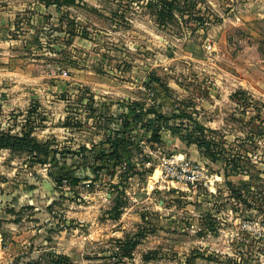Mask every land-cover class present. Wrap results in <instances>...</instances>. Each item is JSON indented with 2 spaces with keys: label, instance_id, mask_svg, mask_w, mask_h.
Wrapping results in <instances>:
<instances>
[{
  "label": "rangeland",
  "instance_id": "1",
  "mask_svg": "<svg viewBox=\"0 0 264 264\" xmlns=\"http://www.w3.org/2000/svg\"><path fill=\"white\" fill-rule=\"evenodd\" d=\"M175 1L0 0V138L38 145H0V264H264V0ZM130 102L198 122L218 159L164 132L91 173Z\"/></svg>",
  "mask_w": 264,
  "mask_h": 264
},
{
  "label": "trees",
  "instance_id": "2",
  "mask_svg": "<svg viewBox=\"0 0 264 264\" xmlns=\"http://www.w3.org/2000/svg\"><path fill=\"white\" fill-rule=\"evenodd\" d=\"M166 2L169 4L171 3L168 1ZM178 5L179 2L176 0L175 7L179 8ZM161 106L162 104H159L158 106L147 108L140 102L128 103L127 112L123 114L122 122L114 126L112 132L104 141L99 142L94 146V153H90L94 156L95 161L99 160L100 162H94L90 165L85 160L86 156H82L83 158H81V161L84 163V166L91 173H94L96 170L106 165H116L125 158L128 162V166L133 167L132 162H140L143 157L140 154V137L143 136L146 141L156 143L161 141L164 132H168L172 136L179 137L185 145H190L192 142L196 143L199 150L204 155L209 156L213 160L218 159L217 153L215 152L211 141L206 138L203 132L204 126L196 122L195 128L200 131V134L194 136L192 134L193 131L190 130L188 126H184L181 122L176 123L173 119L175 117H182L185 115L184 113L179 112L178 114H174L173 112H164L161 110ZM135 130L137 132L134 134ZM182 132H185V134H182ZM30 143L31 142L29 140L13 135L3 134L0 138V145L2 147L20 149H32L38 147L37 144H35V146H31ZM36 151L38 154H42L46 158L50 157V154L52 153L46 148L38 149ZM72 155L77 160V153H72ZM56 156L57 153L54 152L53 158L56 159ZM59 158H62V156ZM55 175L57 182L62 178H67L71 182L77 181L73 172L64 171V166H55Z\"/></svg>",
  "mask_w": 264,
  "mask_h": 264
},
{
  "label": "water",
  "instance_id": "3",
  "mask_svg": "<svg viewBox=\"0 0 264 264\" xmlns=\"http://www.w3.org/2000/svg\"><path fill=\"white\" fill-rule=\"evenodd\" d=\"M33 186H35V192L39 194L41 201L39 202V206L41 207V212H43V216H47V212L45 211V207L49 206L50 203L55 200L62 193L55 187V184L47 179L43 178L40 181H34ZM30 205H34L31 203ZM40 212V214H41Z\"/></svg>",
  "mask_w": 264,
  "mask_h": 264
},
{
  "label": "built area",
  "instance_id": "4",
  "mask_svg": "<svg viewBox=\"0 0 264 264\" xmlns=\"http://www.w3.org/2000/svg\"><path fill=\"white\" fill-rule=\"evenodd\" d=\"M181 172L177 171L175 166H171V168L169 169V175L176 177L178 179H183L185 178V172L189 171L190 172V177H187L189 179V181L192 183L194 181V179H196L197 174H199L200 172L198 170H190L189 165L187 162L183 163L180 166ZM208 181L204 182L205 184H207Z\"/></svg>",
  "mask_w": 264,
  "mask_h": 264
},
{
  "label": "crops",
  "instance_id": "5",
  "mask_svg": "<svg viewBox=\"0 0 264 264\" xmlns=\"http://www.w3.org/2000/svg\"><path fill=\"white\" fill-rule=\"evenodd\" d=\"M212 122H214V120L208 121V124H211ZM13 237H14L15 240H17L19 238L23 240V238H24L23 234L22 235H16L15 234Z\"/></svg>",
  "mask_w": 264,
  "mask_h": 264
}]
</instances>
